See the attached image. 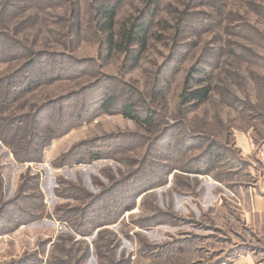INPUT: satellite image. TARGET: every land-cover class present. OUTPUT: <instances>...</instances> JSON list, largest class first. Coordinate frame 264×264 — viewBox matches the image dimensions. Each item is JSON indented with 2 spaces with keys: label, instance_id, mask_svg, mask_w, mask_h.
<instances>
[{
  "label": "rangeland",
  "instance_id": "rangeland-1",
  "mask_svg": "<svg viewBox=\"0 0 264 264\" xmlns=\"http://www.w3.org/2000/svg\"><path fill=\"white\" fill-rule=\"evenodd\" d=\"M102 1L0 0V122L39 128L48 145L38 149L43 162L21 163L13 151L29 147L19 135L13 148L0 140V264H264V0H161L143 53L108 51ZM150 10L146 0H123L116 41ZM196 70L211 98L186 104ZM112 96L117 106L104 113ZM123 103L152 113V126L122 115ZM92 139L115 154L103 147L100 159L68 161ZM213 142L223 155L213 168L220 180L188 173ZM60 178L83 194L69 197ZM19 193L30 202H17ZM86 193L101 195L98 212L107 216L95 221L81 207L73 217L82 234L56 211L88 203ZM15 203L28 214H11ZM123 205L128 211H117Z\"/></svg>",
  "mask_w": 264,
  "mask_h": 264
},
{
  "label": "trees",
  "instance_id": "trees-1",
  "mask_svg": "<svg viewBox=\"0 0 264 264\" xmlns=\"http://www.w3.org/2000/svg\"><path fill=\"white\" fill-rule=\"evenodd\" d=\"M123 2V0H104L102 1V3L100 4L98 10H97V19H99V24H100V29L101 32L103 33V35L106 37V43H107V47H108V51L109 52H113V51H123V50H131L132 47L138 46L140 49V52L143 53L146 51L147 49V45H148V37L149 34L151 32V25L153 22V18L155 17L157 11L160 8L161 5V0H146V3L149 5L150 10V16L148 15L146 18L142 17L140 19H134L129 26H127L126 28H124L122 30V41L121 42H117L116 38H117V34H116V26H117V17H118V12L120 10L121 7V3ZM121 32V31H120ZM0 54L3 55V53L0 52ZM138 61V57H135V61ZM136 61V62H137ZM193 72L197 73L200 72L201 75L203 77L199 78V79H194L193 76ZM191 73V75L188 77V80L186 81V86H188L190 83L195 82L197 84L196 89H193L192 91L188 92V90L185 88L182 94V100H184V103L186 104H196V105H201L206 103L210 98H211V94H212V87L211 85L208 84V81H206L207 79L204 78L206 76V74L201 70V71H193ZM29 83L27 89H25V91H29L31 90V88L35 85ZM5 93H7V90H4ZM24 91V92H25ZM188 94V96H186ZM1 100V99H0ZM116 97L112 96V97H106L104 103L102 105H100L101 110L104 113H108L111 114L112 113V109L115 108L116 105ZM60 112H63L62 109L60 108ZM120 112L122 115H124L126 118L132 119L140 124H142L146 129L152 126V120H153V114L148 112L146 113L147 115H140L135 107V105L129 104V103H123L121 105V109ZM61 115H63V113H60ZM61 115H59L60 119H61ZM5 123H3L2 121L0 122V140L3 141L8 147H12L13 148V143L11 142V140H9L11 137L15 138L14 134L19 135L20 139L19 142L21 144H23L25 147H29V150H23V149H19L18 151H13L14 156L16 158V160L18 162L21 163H25V162H43L44 159H42L43 156V151L38 150L40 149V147H44L43 144V137L42 135H39L37 129H32L30 128L29 131L23 130L21 127L16 128L15 124L12 122L10 123V121H6L4 120ZM79 121V120H78ZM82 123V121H81ZM51 127H47V129L49 130ZM21 134V135H20ZM104 138L107 139L108 141H115L117 139H119L118 136H114L113 134H107L104 135ZM51 141V139H50ZM49 143V142H48ZM104 143V144H102ZM106 141H102V140H96V139H92L90 141H85L82 144H79L77 147L72 149L71 155L70 157H68V161L72 162L74 164H85L87 163L86 159H82V156H91L92 161L96 160V159H100V156L102 155V153L104 152V150L102 149L103 147L109 148V150L107 152L110 153V155L115 154V150L113 149L112 145H106L105 144ZM43 144V146H42ZM215 146L217 147V145L213 142L207 149H206V157L203 160L202 168L201 165L198 166H194L192 165V167L190 169L187 170L188 173H194L196 175H213V168H215L217 166V164L220 162V160L222 159L223 155L221 152V148L218 145L217 149H215ZM48 145L46 144V146L43 148H47ZM85 148V149H84ZM80 149H82V153L81 155L78 156V158H75L74 154L81 152ZM115 149V148H114ZM107 150V149H106ZM65 158L61 159L62 164L58 165V166H64L66 165V163L63 162V160H65ZM230 161H234L233 159H228ZM235 163V162H234ZM236 167V166H235ZM234 168V166H233ZM227 169H230V166L228 165ZM226 174H228V171H226ZM214 176V175H213ZM217 180H220L219 176H214ZM29 178V177H28ZM39 178V177H38ZM32 180H37V178H33ZM223 180V179H222ZM59 187L58 189L64 190L66 192H68L69 197H73V199L75 198L76 200L79 198V196H81L83 193H80L82 191V188H80V185L73 183V182H69V181H65L63 178H60L59 180ZM27 187L30 186V184H32L31 179L29 180H25L24 184H27ZM33 182V183H35ZM0 183H1V177H0ZM30 183V184H29ZM36 184V183H35ZM1 185V184H0ZM33 185V184H32ZM36 188L38 190H40V188L38 187V185L36 186ZM42 191L40 190L39 194L42 196ZM21 193H19V197H17V202L19 201H23V199H27L29 202L31 199H29L28 196H21ZM44 196V195H43ZM86 196L88 198L87 201H89L88 203H85L83 200L77 201L79 202V207H73L71 205L68 206V208L63 209L62 211H56V215L57 218L59 220H64L67 219L64 217L65 214L71 215L72 216V222H73V226L74 229L76 230V232L78 233H82L83 231H81L80 229L77 228V221L78 219L73 217V214L80 209L81 211V207L83 208L82 211V215L83 216H92L95 217V221H106L105 218L107 215L101 214L99 213V206L102 208L101 206V195L98 196H93V194H88L86 193ZM86 201V202H87ZM10 204V203H8ZM18 203H15L14 206H9V208H11L10 212L11 214H19V213H27V211H23V209L21 207L18 206ZM89 208H87V206H89ZM122 205V204H121ZM125 206V207H124ZM129 208V206L123 205L120 206L119 209L117 211L121 210H125L126 212L128 211L127 209ZM117 209V206H113L112 210H109V212L115 213L114 210ZM0 216L2 217V219L4 221H7V217L5 216V211L4 208L1 209L0 211ZM23 216V217H22ZM30 216H32V214H29L28 217L24 216V214L21 215V218H29ZM0 217V219H1ZM40 219V218H39ZM117 220V219H115ZM95 224H98L95 222ZM103 224V223H102ZM106 224V223H104ZM88 234V233H85ZM86 252H89L88 249H86Z\"/></svg>",
  "mask_w": 264,
  "mask_h": 264
},
{
  "label": "crops",
  "instance_id": "crops-1",
  "mask_svg": "<svg viewBox=\"0 0 264 264\" xmlns=\"http://www.w3.org/2000/svg\"><path fill=\"white\" fill-rule=\"evenodd\" d=\"M242 143H241V142ZM240 147H241V149H242V153H243V155L245 156V157H250V156H252V155H250L252 152H251V150L250 149H248V148H246V149H244L243 148V143H245L244 141H243V139H240ZM238 142V143H239ZM260 199L257 201V204H258V210H259V212H263V209H264V199H263V197H259Z\"/></svg>",
  "mask_w": 264,
  "mask_h": 264
}]
</instances>
